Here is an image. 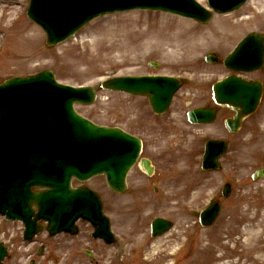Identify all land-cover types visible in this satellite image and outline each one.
Segmentation results:
<instances>
[{
  "label": "water",
  "instance_id": "1",
  "mask_svg": "<svg viewBox=\"0 0 264 264\" xmlns=\"http://www.w3.org/2000/svg\"><path fill=\"white\" fill-rule=\"evenodd\" d=\"M232 1L236 4L229 6ZM244 1L212 0V7L223 13L237 9ZM133 9L160 10L205 23L209 20V15L191 0H30L27 16L42 28L47 45L53 46L97 16ZM249 39L257 42L255 35L249 36L227 59L229 65L236 67L243 58L240 52L243 56L247 54ZM250 53L246 59L259 61L260 44ZM225 86L231 88L230 99L235 100L232 90L235 81L228 80ZM105 87L130 94L152 93L158 111H162L178 83L161 78H120L106 83ZM223 91L217 90L222 98ZM94 97L93 91L76 92L55 84L48 71L31 78H14L0 86L1 214L6 211L11 219L26 214V219L33 215L31 208L34 207L38 210L35 220L47 221L46 230L50 235L72 229L74 221L80 217L96 227L94 237L109 242L108 221L102 214L100 199L87 188L71 189L70 179L73 176L85 182L92 176L104 174L108 187L122 193L127 173L137 161L140 143L121 130L97 127L75 114L74 102L92 103ZM200 114L203 121L211 120V114ZM215 147L218 150L214 152L211 148L213 153L208 161L211 167L224 150L222 144L217 143ZM14 166L17 169L11 168ZM32 187L48 190L34 194ZM12 206L19 211L16 213ZM218 211V207L213 206L204 213L205 226L214 221ZM23 222L29 236L39 231L34 230V222ZM169 227L160 220L153 224L155 235Z\"/></svg>",
  "mask_w": 264,
  "mask_h": 264
},
{
  "label": "rangeland",
  "instance_id": "2",
  "mask_svg": "<svg viewBox=\"0 0 264 264\" xmlns=\"http://www.w3.org/2000/svg\"><path fill=\"white\" fill-rule=\"evenodd\" d=\"M12 3L1 5L2 11L0 13L7 16L2 17L0 22V31L2 26H6V31L0 32V38L6 36V43H2L0 48V84L14 76H26L45 69L53 71L58 82L61 84H67L72 86L97 84L99 80L106 78L112 74L115 75H141L151 73L149 70L139 67L144 66L147 61L160 62L162 64L163 71H159V74L174 75L180 77H186L189 75H211V80H216L224 75L221 68L209 67L203 63V56L209 52H216L220 58H223L229 52L237 42V38L247 32L253 30L252 21H248L240 28L235 25L236 17L234 15L229 19L220 20L215 18L214 21L205 27L196 25L190 20H185L176 16H170L160 12H134L129 14L115 15L101 17L90 23L86 28L81 30L74 38L68 40L63 45L49 51H45L44 46V34L38 26L28 20L25 16L26 6L28 0H12ZM204 3V0H200ZM3 2V0H2ZM262 7V6H261ZM1 10V9H0ZM9 10V12H8ZM251 6L246 7L242 13L250 11ZM136 16H140L137 18ZM1 17V15H0ZM131 20V21H130ZM136 22V23H135ZM167 23L174 26L170 28L175 32L185 27L190 29V33H193V37H196L195 45L199 52L196 54L190 52L187 56L193 57L194 62H165L158 56L150 55L145 58L141 57L136 62H123L125 56H122L124 51H118V49L126 47L124 41V31L130 25L134 26L135 31H148L147 36L149 38L157 37L161 35V27ZM264 23L261 21V26ZM160 27L157 31L155 28ZM170 27V26H169ZM27 28V29H25ZM212 38L210 42L204 40L205 38ZM21 41L33 42L32 45L21 43ZM197 81L206 82V79L196 78ZM205 84V83H199ZM108 94L99 93L97 100L93 106L80 107L76 106V109L80 114L88 117L93 122L100 125L117 126L124 130H128L135 135H141L145 144L149 146L147 152L152 147L150 129L144 127H136L137 121L131 123L134 117L130 119V107H125L124 97L117 96L114 104L109 103L107 100ZM123 98V99H120ZM118 99V100H117ZM114 105L117 107L114 108ZM138 128V129H137ZM208 138H213L220 132L219 122L217 121L213 126L209 127ZM143 135V136H142ZM264 136V134H262ZM243 149H241V161H242V183L240 187L232 188L231 196L229 199L222 201V211L216 224L209 230H201L196 222L195 214L198 208L208 203V199L212 195L217 194V189L221 187L222 180L220 174L211 175L209 179L200 177L197 180L194 177L187 176L183 179L185 184L188 185V189L194 188L197 184H202L197 190V195L189 197V202L186 201L188 195L179 198L180 203L185 205L171 206L165 208L145 209L142 210L138 205H134L138 201L132 203V206L128 205L126 196L113 195L105 185V181L102 177H97L90 181L87 185L98 192L103 199L104 210L108 217L111 219V224L115 233L119 236V244L123 249L124 255L121 259L117 258L116 247L113 251L114 258L110 253L103 254L100 258L102 261L99 264H140L143 252L134 251L131 248L130 238L127 234L128 226L131 222H138L143 228V237L146 244L150 247L156 245V254L165 255L164 252H169L171 256H163L158 258L159 264H189L191 258V248L196 247V239L200 238L202 233L211 240L216 241V245L219 243H228L229 241L252 242L247 239L249 234L243 233L244 240H242V231L247 229L248 226H255L258 224V217L250 222L246 219L251 218L256 212V209L264 210V182L257 184H251L247 180L249 172L264 164V137L261 138L260 145L255 143L254 140L246 141ZM157 148V147H155ZM165 148L164 145H159L158 149ZM181 154L177 155L179 159ZM185 161H196L189 154H185L183 157ZM199 177V176H198ZM129 189L130 193L134 192V189L141 180L137 177V174L130 175ZM196 182V183H195ZM216 189V190H215ZM174 196L183 195L184 188L180 191H172L168 189ZM171 193H166L157 197L158 202L161 204L165 202L164 196H170ZM186 201V202H185ZM133 209H132V208ZM135 208V209H134ZM248 214V215H247ZM247 215V216H246ZM155 217H163L169 219L174 223V229L166 236L161 237L158 240L151 241L147 236L149 222ZM248 223V224H246ZM188 228L186 232V241L183 243L184 237L182 230ZM1 229L5 232V235L0 234V239L6 244L10 251V258L6 261V264H25L28 253H24L19 247L20 240V226L18 224L3 223ZM240 229V230H239ZM250 231L251 238L253 237L254 230ZM17 238H14L15 236ZM229 237V240L226 239ZM264 237V236H263ZM219 241V242H218ZM183 243L182 249L178 254H174L177 250V244ZM252 247L246 252V256H249L245 261L246 264H251V260L255 259V264H264V256L259 255V259L254 256L257 254L253 247L256 242L251 243ZM233 244H230L232 248ZM244 249L240 245L237 249L230 253L229 250L219 251L222 254H227L225 257L228 261H235L236 264H241L239 254ZM172 252V253H170ZM106 255V256H105ZM102 256V254H101ZM238 261V262H237Z\"/></svg>",
  "mask_w": 264,
  "mask_h": 264
},
{
  "label": "bare ground",
  "instance_id": "3",
  "mask_svg": "<svg viewBox=\"0 0 264 264\" xmlns=\"http://www.w3.org/2000/svg\"><path fill=\"white\" fill-rule=\"evenodd\" d=\"M171 25L164 24L161 27V35H157V37L149 38L147 34L141 35L138 37L136 35V31L133 25L126 28L127 33L124 34V41L127 43V47L125 48V52L127 54L138 55L136 49L141 48L150 53L161 55L166 59L168 62H175L181 60L182 62H188L191 57H188L189 53L196 51L197 53L199 49L197 45H194L191 42V39L187 35L186 32L177 31L174 33L169 27ZM173 29V28H172ZM212 38H205L207 42ZM128 40L131 42L132 45L128 43ZM137 41L140 43L137 44ZM149 42V43H148ZM122 49L119 48L118 51ZM188 55V56H187ZM130 62H133L132 60ZM255 217H258V224L257 226L249 227L251 230H254L253 237L250 236L249 228L245 229L243 233L249 234L247 239L250 241H255L256 245L253 247V250L258 253V255L264 256V210L258 211L253 214ZM134 237V244L136 247L140 246V241L142 238L141 231L138 228H133L132 232ZM229 240V237H226ZM219 242V241H218ZM233 244L232 248H230V244ZM249 242L245 240L244 245L247 246ZM239 246L238 240L236 241H229L228 243H219L216 245V241L211 240L210 237L206 239H198L197 246L193 251V257L191 260V264H215L218 260H222L227 257V254H222L219 251L221 250H229L230 253H233L237 247ZM141 248H145V245H142ZM152 251H156L155 248H152ZM247 252V248L245 247L241 253L240 257L244 258ZM239 255V251L237 256ZM166 257V256H165ZM141 264H158L157 258L154 259H146L141 262ZM230 264H236L235 261L231 262Z\"/></svg>",
  "mask_w": 264,
  "mask_h": 264
},
{
  "label": "flooded vegetation",
  "instance_id": "4",
  "mask_svg": "<svg viewBox=\"0 0 264 264\" xmlns=\"http://www.w3.org/2000/svg\"><path fill=\"white\" fill-rule=\"evenodd\" d=\"M252 80H259V81L264 83V71H262V72L260 71V72L255 73L253 75ZM224 137H226L227 140L230 139L232 144H234V145H237L242 139V135H240L239 133L237 135H235V137H233L232 135L228 134L227 132H224ZM230 146L232 148L231 144H230ZM229 155L230 154L226 155V157L224 158V161H223L224 165L228 168V172H236V169L238 168L237 161H236V159L232 158ZM161 160L164 163L163 173L170 172L173 164L169 160H167L163 157L161 158ZM151 162L153 164L152 160H151ZM155 168H156V165H154V170H155ZM226 174H228L227 170H226Z\"/></svg>",
  "mask_w": 264,
  "mask_h": 264
}]
</instances>
